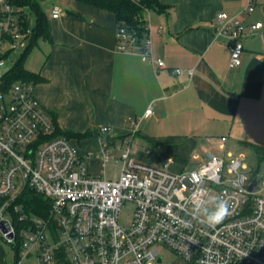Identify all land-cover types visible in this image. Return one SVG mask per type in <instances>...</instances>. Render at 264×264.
<instances>
[{
	"label": "built area",
	"instance_id": "built-area-1",
	"mask_svg": "<svg viewBox=\"0 0 264 264\" xmlns=\"http://www.w3.org/2000/svg\"><path fill=\"white\" fill-rule=\"evenodd\" d=\"M257 8L264 12V0H246L247 13ZM61 13L59 5L53 6V17ZM262 29L263 21L217 13L214 34L228 45L231 66L243 62L245 36ZM31 33V27L20 26L10 1L0 0V222H10L7 231L1 230L7 242H16L14 264L30 256L34 264H171L164 261V250L182 256L186 264H264V179L260 177L257 190L250 189L258 175L250 174L242 155L207 152L198 168L179 172L171 169L173 156L161 164L139 161L135 152L149 149L134 146V138L139 122L153 114L149 106L142 118L131 121L124 136L114 134L110 125L100 126L107 137L97 157L109 161L108 148L113 147L119 151L116 162H121V170L116 179L90 174L85 161L94 154L84 157L71 138L53 135V116L35 96L34 84L7 81L5 73L14 66L7 68L8 56L29 41ZM116 47L138 51L158 70L168 68L164 60L151 56L149 38L140 42L124 22H118ZM171 71L181 73L180 68ZM188 73L193 75L194 69ZM27 188L49 200L46 216L23 210L18 200ZM214 192L229 202L230 213L210 228L191 211ZM125 203L134 211L121 223ZM8 212L17 226L6 217Z\"/></svg>",
	"mask_w": 264,
	"mask_h": 264
},
{
	"label": "crops",
	"instance_id": "crops-1",
	"mask_svg": "<svg viewBox=\"0 0 264 264\" xmlns=\"http://www.w3.org/2000/svg\"><path fill=\"white\" fill-rule=\"evenodd\" d=\"M39 1L50 36L39 38L24 66L34 75L35 96L62 131L95 134L99 126L110 125L124 136L131 121L151 106L153 114L141 121L154 119L157 134L140 129L138 134L156 143L190 137L174 143L167 156L200 160L202 146H214L208 136L219 131L220 149L225 134L264 146V29L245 36L239 66L230 65L228 45L214 34L219 11L247 22L262 20L256 10H244L246 0H159L153 13L146 10L151 56L168 65L159 70L138 51L117 49L115 12L80 0ZM55 5L62 8L56 18ZM189 69H194L191 76ZM160 160L157 154L152 161Z\"/></svg>",
	"mask_w": 264,
	"mask_h": 264
},
{
	"label": "rangeland",
	"instance_id": "rangeland-1",
	"mask_svg": "<svg viewBox=\"0 0 264 264\" xmlns=\"http://www.w3.org/2000/svg\"><path fill=\"white\" fill-rule=\"evenodd\" d=\"M261 9V8H260ZM260 9H256L255 14H259L260 19L263 20L264 22V14L261 13ZM26 11L29 13L30 17V24L35 25V17L34 15L30 12V8L27 7ZM152 13L154 12L153 8L150 10ZM263 12V11H262ZM264 13V12H263ZM146 14V12H145ZM261 20V21H262ZM39 42L42 41V39L38 40ZM29 41H26L24 44H20L19 48L16 50L15 53H13L11 56H8V62H7V68H10L12 65L17 63L18 59L20 58L21 54L25 51V48L27 47ZM37 45V44H36ZM33 46L29 52L27 53L26 57L30 55L31 52H33L34 47ZM3 52H5L3 50ZM26 59V58H25ZM25 62V61H24ZM23 80V79H21ZM5 99L8 101L10 100L11 94L10 92L5 93ZM102 126V125H101ZM129 128H131V123L129 125ZM157 123L154 119H145L140 122L139 128L142 130L144 133L153 134L152 132H155L157 134ZM215 130H221L218 128H215ZM221 131L218 133H213L210 134L209 139L210 141L213 142L214 146L212 148H209L207 146H202V151L204 152L202 155V158L200 160H196L193 158V155H190L187 157L185 161L181 160L180 158L178 159L177 157L173 156L176 160V162L171 166V169L173 171H188L192 170L195 168H198L199 165L203 162H205L206 156L205 153L207 150H210L213 154L216 156H223L225 155L227 151H231L234 155H242L244 160L246 161L248 167H249V172L250 174L253 175H258L262 179H264V154H259L255 148L252 146L242 143L238 141L237 139L230 138L227 134V140L224 141L225 148L220 149L219 144L220 140L219 137H217L218 134H220ZM147 134V135H148ZM151 136V135H150ZM219 136V135H218ZM107 134L102 133L100 131V126L96 130L95 134H91L87 137L82 138L80 136H71V140L73 143L78 147L80 154L85 157L87 153H93V157L90 159H87L85 161L87 170L90 174L93 175H100L102 177L108 178V179H116L119 176L120 170H121V162L118 163L116 160L118 159L119 151L115 150L113 147L108 148L109 149V154H110V160L105 162L102 157H97V153L100 155L103 154L102 151V146H101V140L106 138ZM82 138V139H81ZM190 137H183L181 140H175V141H167V140H161L159 141L160 143H156L158 141H152L150 138L144 137L142 134H138L134 138V146L137 144L141 146H145L146 148L149 149V153L141 150L139 154H137V159L141 162L148 163L153 162V164H161L163 163L167 156L166 154H169V149L172 148L171 146L174 143H184L185 141H188ZM171 152V150H170ZM163 153V154H162ZM159 154L161 156V160L156 163V161H152L155 159V157ZM135 156V154H134ZM170 156L171 153H170ZM261 191L264 193V184L261 183ZM215 192L212 193L210 197L215 196ZM134 211V207L130 203H125L124 206L122 207V210L120 211L119 215V221L121 223H125L129 218L132 216ZM6 217L9 218L13 223L17 224V219L14 217L13 214L8 212L6 214ZM18 232L20 233V228L17 227ZM16 242L15 243H9L5 240L3 231L0 228V264H14L16 260ZM164 255V261L167 263L171 264H186V261L183 259L182 256L177 255L171 251L164 250L163 251ZM35 258L32 256L28 257L25 259L23 264H34Z\"/></svg>",
	"mask_w": 264,
	"mask_h": 264
},
{
	"label": "trees",
	"instance_id": "trees-1",
	"mask_svg": "<svg viewBox=\"0 0 264 264\" xmlns=\"http://www.w3.org/2000/svg\"><path fill=\"white\" fill-rule=\"evenodd\" d=\"M10 3L17 9L19 14L20 26L22 28L31 27L32 33L25 51L21 54L17 63L8 70L5 74L8 83H12L16 80H27L34 82V75L30 73L24 66V61L29 50L37 43L40 37L47 38L50 36L49 25L47 22V13L42 8L39 0H9ZM85 3H89L100 8L111 10L116 13L118 22H124L130 30L135 32L140 42H142L148 31L147 20L144 18L145 11L150 8H159V0H80ZM26 7L30 8V12L35 16V25L31 26L29 13L26 11ZM52 114V113H51ZM55 131L53 135H64L68 138L73 136L71 133L62 131L57 125L56 116L52 114ZM91 131H86L77 136L87 137L91 135ZM259 154H264V146L251 145ZM18 202L22 205L23 210L31 212L33 214H39L46 216L49 212L50 202L43 195L35 192L34 190L25 189ZM19 227V226H18ZM18 252V250L16 249ZM18 256V253H16Z\"/></svg>",
	"mask_w": 264,
	"mask_h": 264
},
{
	"label": "clouds",
	"instance_id": "clouds-1",
	"mask_svg": "<svg viewBox=\"0 0 264 264\" xmlns=\"http://www.w3.org/2000/svg\"><path fill=\"white\" fill-rule=\"evenodd\" d=\"M229 213V202L222 195L198 200L191 211L194 219L210 228L222 223Z\"/></svg>",
	"mask_w": 264,
	"mask_h": 264
},
{
	"label": "water",
	"instance_id": "water-1",
	"mask_svg": "<svg viewBox=\"0 0 264 264\" xmlns=\"http://www.w3.org/2000/svg\"><path fill=\"white\" fill-rule=\"evenodd\" d=\"M259 179H260V176L255 177L253 183L250 186V189L252 191L257 190ZM9 227H10V222L7 219L0 222V228L2 230L7 231L9 229ZM10 236H12V235H10Z\"/></svg>",
	"mask_w": 264,
	"mask_h": 264
}]
</instances>
